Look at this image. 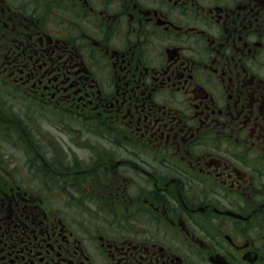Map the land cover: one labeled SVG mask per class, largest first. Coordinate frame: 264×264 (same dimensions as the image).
<instances>
[{
    "label": "flooded vegetation",
    "instance_id": "flooded-vegetation-1",
    "mask_svg": "<svg viewBox=\"0 0 264 264\" xmlns=\"http://www.w3.org/2000/svg\"><path fill=\"white\" fill-rule=\"evenodd\" d=\"M0 264H264V0H0Z\"/></svg>",
    "mask_w": 264,
    "mask_h": 264
}]
</instances>
